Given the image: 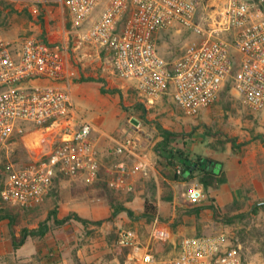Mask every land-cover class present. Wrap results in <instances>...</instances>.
I'll return each instance as SVG.
<instances>
[{
	"label": "built area",
	"instance_id": "built-area-1",
	"mask_svg": "<svg viewBox=\"0 0 264 264\" xmlns=\"http://www.w3.org/2000/svg\"><path fill=\"white\" fill-rule=\"evenodd\" d=\"M83 39L110 58L114 74L132 83L144 104L155 105L171 96L187 116L196 117L218 102L225 85L253 113L264 112V0H62ZM197 35L182 54L168 59L159 50L161 32ZM60 44L34 36L13 49L0 29V196L24 208L40 205L56 177L83 178L95 183L101 176V151L94 126L80 116L69 86L32 83L37 79L73 80ZM30 124L36 129H28ZM141 123L125 134L114 149L117 156H134L137 164L121 162L108 184L134 190L132 178L149 175L153 164L140 158ZM51 133L56 145L27 163L13 159L15 135L23 138ZM181 173V168H177ZM209 195L199 184L188 192L192 204ZM159 216L144 243L135 230H123L120 246L134 252L140 264H243L238 247L224 232L185 236L175 256L159 260L152 241L164 237Z\"/></svg>",
	"mask_w": 264,
	"mask_h": 264
},
{
	"label": "rangeland",
	"instance_id": "rangeland-1",
	"mask_svg": "<svg viewBox=\"0 0 264 264\" xmlns=\"http://www.w3.org/2000/svg\"><path fill=\"white\" fill-rule=\"evenodd\" d=\"M0 29L15 50L19 41L30 36L61 45L70 68L78 70V77L72 80L73 102L79 115L88 117L95 125L93 137L103 149L101 172H104L95 183H87L83 178L60 179L45 200L33 208L8 204L1 199L0 264H140L134 252L119 245L120 232L135 230L147 243L154 220L143 217L145 200L157 201L160 192L163 199L169 202L174 199L172 186L164 179L159 180L158 185L152 172L149 175L141 172L132 178L134 190L131 192L116 190L106 182L121 162L134 166L139 161L134 156H117L114 149L117 142L125 134L135 131V125L140 123V158L151 162L158 170L168 166L155 151L163 139L160 127L177 134L172 146L175 150L184 148L217 159L236 158L256 166L258 175H245L241 179L245 181L243 185L235 175L227 178L231 184V192L225 197L231 199L228 203L219 205L210 195L216 189H206L208 200L201 205L188 200L183 208L212 209L210 215L203 216L194 211L198 232L193 235L224 232L240 249L243 264H264V207L261 206L264 204V112H251L233 89L232 82L225 85L214 106L190 117L171 96H165L153 106L140 101L133 84L114 74L111 58L84 41L85 27L74 24L62 0H0ZM197 39V35L186 30L167 31L158 34L157 44L166 58L173 59ZM140 105L142 109H138ZM27 127L36 129L30 124ZM233 139H237L240 145L235 150ZM12 142L15 148L13 159L23 164L41 157L56 145L51 133L46 131L26 138L15 135ZM172 169L176 175V167ZM192 182L188 186L180 184L178 189L184 198H188L195 182L204 188L200 179ZM111 200L118 205L124 203L134 215L125 211L113 215L115 208L111 207ZM167 205L173 209V204ZM214 207H218V211ZM54 210L58 212L57 218L69 217V221L64 225L57 224L50 217ZM78 216L87 222L79 221ZM11 220L17 236L24 229L39 228L43 222L50 231L42 239L28 237L25 244L16 249ZM163 220L177 235L176 242L161 237L152 241V247L159 260H169L175 256L185 237L179 234L183 217L174 218L171 210Z\"/></svg>",
	"mask_w": 264,
	"mask_h": 264
},
{
	"label": "trees",
	"instance_id": "trees-1",
	"mask_svg": "<svg viewBox=\"0 0 264 264\" xmlns=\"http://www.w3.org/2000/svg\"><path fill=\"white\" fill-rule=\"evenodd\" d=\"M143 106H138V109H142ZM161 135H162V141L157 144L155 147V151L157 155L165 160L166 164L170 168L176 167L181 168V173H177L175 178L177 180H184V181H191L195 178H199L201 183L203 184L205 190L208 191L211 189H219L221 185L227 182V175L225 173V163L221 161L220 159L211 157L209 155H204L201 153H193L189 152L186 149H173V142L175 141L177 134L160 127ZM20 136V135H19ZM14 138V137H13ZM233 149L235 150L236 147H239L240 145L237 143V139H233ZM104 176V172H101L100 179ZM63 176L56 177L54 180V183L59 181L60 179H63ZM107 178V176H106ZM108 181V178L106 179V182ZM98 182V181H97ZM2 186H0L1 189ZM0 196V201H1ZM215 201V199H213ZM111 207L115 208L113 215H117L120 212H128L129 215H134V212L129 209L127 206H125L124 203H121L120 205L115 204L114 200H111L110 202ZM261 206L264 207V204ZM203 208L198 209L201 211ZM215 211H218V207H214ZM57 210H54L50 217H53L55 219V222L59 225H64L66 222L69 221V217L65 219H59L57 218ZM9 217L12 216L11 214L8 215ZM143 217H146L149 221L154 220L158 217V206L157 201L146 199L144 203V214ZM77 219L83 223H86L87 221L83 218H80L79 216ZM10 226L12 229V240L13 245L16 249L23 246L27 240L28 237L33 238H44L47 236L48 232L50 231L49 226L47 223L43 222L39 226V228L36 229H24L22 231V234L20 236H17L14 222L10 221ZM100 223V222H99Z\"/></svg>",
	"mask_w": 264,
	"mask_h": 264
},
{
	"label": "crops",
	"instance_id": "crops-1",
	"mask_svg": "<svg viewBox=\"0 0 264 264\" xmlns=\"http://www.w3.org/2000/svg\"><path fill=\"white\" fill-rule=\"evenodd\" d=\"M32 83L51 85V86L58 85V86H62V87L69 86L70 89L73 87L72 86V80L67 82V81H57V80H52V79H43V80L37 79V80L33 81ZM72 89L70 90L71 96L73 95ZM72 99H73V97H72ZM85 119L93 124V121L88 119V117ZM101 150H102V153H101V157H102L103 156V149L100 146V151ZM227 159H220L221 161L226 163L225 173L227 175V178L228 177L230 178L231 175H233V176L235 175V178H237L239 180L240 185H243L245 183V181L241 180V179H243V177L245 175L251 177V176H255V175L257 176L259 173L256 166H251L250 164H248V161L241 162L240 160H236V158H234V159L233 158H231V159L227 158ZM165 168L166 169H164V170H158V169H156V167L153 166V168H151L149 170V172H152V175H153V177L156 178L158 185H159V180L164 179L165 181H167V183L169 185L172 186L171 189L174 190V199L171 202L167 201L168 199H165V198L163 199L161 197V192H160V195L158 196V200H157V206H158L159 219L161 220V222H163V223H161L162 224L161 227H162V230L165 234L164 237H168L170 239V241L176 242L175 237H177V235L173 234L169 230V227H167L166 223L163 220V217H165V216L168 217V215L171 213V210H173V217L174 218L177 216L183 217V223L181 224V226H179V234L184 235V236L197 234L198 226H197V220L195 218L196 214L194 213V211L197 209H195L196 207L195 208L193 207V209L183 208V206L186 205V201H188V198H186V197L184 198L183 194H182L183 192L181 193V189H178V188L181 185L182 186H188L189 184H193L192 181L193 180H199V178H195L191 181L177 180L176 178L175 179L172 178V177H175L174 170L172 168H170L169 166H165ZM159 172H165V173L163 175H158ZM260 173H262V172H260ZM194 184H196V182ZM230 186H231V184L229 182H227V183H224L223 185H221V187L219 189H217L216 191H214V192L210 191L211 192L210 195L212 197L216 198V201L219 205H221L223 203L224 204L228 203L231 200V199L225 198V197H227V194H229L231 192ZM185 195H187V193H185ZM168 203L173 204V206H172L173 209L167 205ZM197 211L199 212V215H201V216L210 215V213H212V209L207 208V207H204L201 211H199V210H197ZM189 216H191V217H189Z\"/></svg>",
	"mask_w": 264,
	"mask_h": 264
}]
</instances>
